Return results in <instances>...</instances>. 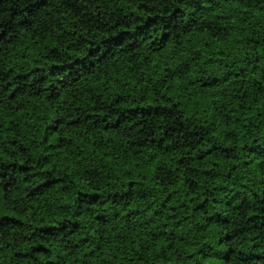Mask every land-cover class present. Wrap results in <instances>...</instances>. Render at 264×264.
Masks as SVG:
<instances>
[{"label": "trees", "instance_id": "obj_1", "mask_svg": "<svg viewBox=\"0 0 264 264\" xmlns=\"http://www.w3.org/2000/svg\"><path fill=\"white\" fill-rule=\"evenodd\" d=\"M0 264H264V0H0Z\"/></svg>", "mask_w": 264, "mask_h": 264}]
</instances>
